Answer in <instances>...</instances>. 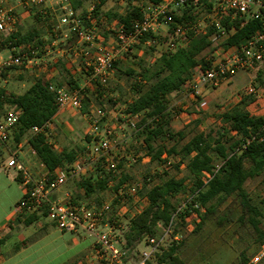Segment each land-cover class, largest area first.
<instances>
[{"label":"trees","instance_id":"trees-1","mask_svg":"<svg viewBox=\"0 0 264 264\" xmlns=\"http://www.w3.org/2000/svg\"><path fill=\"white\" fill-rule=\"evenodd\" d=\"M132 1V2H131ZM125 8L123 14L108 11L101 13V6L96 5L92 11V25L101 28L102 36L106 39L112 31L108 32L105 27L109 23L116 21L125 29L130 30L131 22L141 17V7L131 0ZM151 5H156L162 0H145ZM202 0L198 7L189 5L184 13L187 20H195L206 11L207 3ZM71 8L76 11L80 6V0H70ZM87 14L79 15L85 18ZM37 16L41 17L40 13ZM183 15H173L174 21L182 23ZM38 21V17H36ZM90 25V24H89ZM222 28L227 31L228 36L223 40L219 50L211 47V36L219 34L214 28L209 29L206 35H185L186 42L184 48L179 49L174 54H169L165 44L170 40L175 41L177 35L171 30L165 35L146 34L142 38V43L151 40V44L146 46L148 50L154 51L147 60L132 55V62L136 68H119L118 63L113 64L112 77L105 86L97 81L90 79L85 73L89 88H84L82 109L88 112L90 104L101 107L102 101L106 100L111 106H116L117 99L110 95L108 85L125 79L130 88L131 102L123 101L124 114L127 118H133V133L135 142L141 139L140 147H143L145 156L149 159L148 163L161 165L162 155L179 156L181 162H185L187 172L186 178L191 180V186L185 188L186 179L169 178L163 183L153 184L144 181V193L138 194L146 201V205L141 211L135 214L126 226V230L121 233V246L130 252L136 250L137 246L147 237L158 235V226L166 225L174 212L175 203L172 198L180 192H190L191 200L184 211L185 217L198 219L195 230L201 228L206 218L215 213L217 208L227 199L235 196L241 210L240 220L248 217V224L253 230L255 243L258 246L264 244V188L259 199V204H253L244 185L248 179L259 176L264 171V117H254L249 115L241 107H234L216 116L218 128L216 131L210 130L208 133H195L184 144L178 148L177 144L166 149L163 145H156L158 140L172 139L175 134L171 130L172 113L168 105V96L178 92L182 85L190 78L192 70L196 66L207 67L213 54L217 51H226L229 47L241 45L261 31V23L256 20H249L243 26L239 21L228 23L222 22ZM43 29H34L22 33L20 29L8 34L2 42L6 49H13L12 53H26L29 58H41L44 52ZM53 40L55 33H50ZM60 34V33H58ZM55 35V36H54ZM55 40V39H54ZM75 44L77 38L75 34L69 33V39ZM206 55H203L207 51ZM150 54V53H149ZM155 56L151 62L148 59ZM24 65L11 67L18 68ZM60 69V77L53 78L43 73L33 77L29 87L19 95L7 93L0 88V121L5 113L10 109L21 111L20 117L12 131V141L14 144L27 140L35 149L37 157L45 165L48 171H53L60 166H69L73 163L82 147H72L62 151L52 149L48 140L43 135L32 136L30 130L36 126H42L46 121L51 120L57 111L54 94L48 90L51 85L63 86L69 89H79V80L74 79L60 62L57 66ZM184 132L178 131V140L184 139ZM89 141L85 138L84 144ZM179 141V142H180ZM220 159L221 165L215 172L214 158L212 154ZM126 159L121 157L116 160V170L114 173L104 170V161L97 163L89 177L80 178L77 185L82 188V192L73 196L76 204L84 203L86 207L100 205L105 200H101V194L108 190L115 193L119 187L130 179V174L124 169ZM147 172V171H146ZM145 174V173H144ZM204 174H208L210 179L204 183L201 179ZM145 178V175H144ZM197 205V208L194 207ZM199 208L204 210L200 212ZM184 216H181L184 219ZM40 218L42 215H31L24 221L15 219V222L28 226ZM185 224L186 220H182ZM182 224V225H183ZM178 243L170 244L167 249H162L155 254L154 259L146 264H183L177 256ZM240 263L245 264L248 259L244 254H240ZM264 261V259L262 260ZM261 261V263H262ZM260 263V264H261Z\"/></svg>","mask_w":264,"mask_h":264},{"label":"built area","instance_id":"built-area-1","mask_svg":"<svg viewBox=\"0 0 264 264\" xmlns=\"http://www.w3.org/2000/svg\"><path fill=\"white\" fill-rule=\"evenodd\" d=\"M9 1L25 11H31L43 9L49 0H2L1 4L4 5L0 6V35L12 33L17 24L15 15L7 6ZM204 2L208 5L205 11L208 20L206 26L219 31V36L224 37L228 34L222 28V22L225 20L228 23L237 20L240 26L249 20H256L261 23V31L241 45L229 47L226 51L215 52L207 67L196 66L192 70L190 78L178 91L180 95L187 94L192 98H201L203 89L217 88L236 74L253 73L264 64V0H205ZM59 3L62 15L56 24L50 22L51 31L58 34L60 28L65 27L67 33L76 35L74 49L76 55L82 59L83 71L89 74L90 79L97 81L102 86H105L112 77L113 64L121 62L122 59H124L122 62L126 61L125 57L136 53L137 47L149 46L152 41L146 40L142 43V38L148 33L159 34L160 26H168L171 32L179 37L196 35L206 27L201 20L177 23L173 18V15L179 16L180 10H185L189 5L198 7L202 4V0H162L142 11L141 17L131 22L130 30L125 29L122 25L114 26L110 30L113 42L105 46L92 25L91 13L96 4H93L86 12L85 18H82L73 11L67 0ZM59 3H55V5ZM2 42L3 39H0V46H2ZM167 47L169 52L174 53L179 45L170 40ZM32 59L26 53H12L6 58L0 56V69L20 65L27 68ZM84 88L85 86H80L79 89H69L57 85L49 86L48 90L54 94L57 112L65 108L81 111ZM243 93L256 95V89L253 85H248ZM20 114V110L10 109L0 121V151L8 154L4 167L15 173L23 187L21 199L13 206L15 219L24 221L31 215L40 216L45 213V219L49 220L59 232L83 233L91 237L94 242L86 261L87 264H146L154 259L156 253L164 249L163 243L166 238H170L172 242L175 241L174 243L182 238L180 234L175 233V230L178 225L183 224L182 220H187L183 214L191 196H186L184 201L175 204L174 212L168 223L163 226V233L144 239L143 242L148 250L130 252L127 248L118 245L116 234L107 217L114 210L113 203L104 201L98 206L86 207L84 203H74L71 193L61 191V188L69 181L89 177L93 167L102 161L105 163L103 168L106 172H115L118 154L112 148L114 132L110 129H103L101 132L99 127L98 119L105 117L104 111L98 109L94 113L84 114L90 125L86 134L89 141L83 145L71 165L57 167L51 172L38 159L35 149L27 140L13 143L12 131ZM53 118L42 126L33 127L30 134L49 138L53 130ZM120 140V143H126L122 132H120ZM161 167V172L169 173V162L162 163ZM219 167L220 165L216 167L215 172ZM204 175L210 179L208 174ZM205 181L204 183H206ZM152 183L157 184L155 179ZM141 188L142 183L135 180L121 185L115 198L117 207H119L115 213L116 217H119L120 212L126 208L130 198H137V193ZM174 197L177 198L178 195ZM138 198L140 197L138 196ZM141 201H145V199H141ZM194 207L197 208V205ZM199 210L201 212L202 208ZM181 216H184V219ZM263 259L264 244L246 264H260Z\"/></svg>","mask_w":264,"mask_h":264},{"label":"rangeland","instance_id":"rangeland-1","mask_svg":"<svg viewBox=\"0 0 264 264\" xmlns=\"http://www.w3.org/2000/svg\"><path fill=\"white\" fill-rule=\"evenodd\" d=\"M2 0H0V6L4 5L1 4ZM129 1L131 0H80L81 6L75 11L76 14L79 16L81 13H86L88 9L93 5H100V2H103L101 6V13H106L108 11L112 12H122L128 6ZM63 0H49L48 3L44 6L43 9L25 11L19 6H15L12 1H9L8 7L11 8V12L15 15L17 19V24L15 26V31L20 29L22 33H26L30 31L32 28L34 29H43V43H44V52L42 55V61L47 60V63H52L53 60L56 59H63L67 56V53L70 52L69 48L73 46V40L69 39V34L67 33V29L65 27L60 28V34H56L57 38H53L51 40L50 34L47 30V25L49 22L57 23L62 15V10L60 9V3ZM70 4V0H67ZM132 2V1H131ZM55 3H59L55 5ZM134 3V2H133ZM71 5V4H70ZM37 13H40L41 17L37 16ZM186 11L184 9L180 10L179 16L181 17ZM38 17V21L36 20ZM182 17V18H183ZM184 21L182 23H190L195 22L197 20H201L203 24L206 26L208 20L206 18V13H202L198 16L195 20H187L184 17ZM96 27V26H95ZM97 28V27H96ZM207 26L198 34L196 35H206L209 32ZM111 30V29H110ZM168 26H160L158 33L163 35V33L169 32ZM97 32L101 33V28L96 29ZM108 31V30H107ZM8 34L0 35V39H6ZM228 36V34H227ZM221 37L219 35L212 34L211 36V47L217 48L219 50L220 45L222 44L223 40L227 37ZM55 39V40H54ZM54 41V43H52ZM113 42V36L109 33L108 37L105 39V46H108ZM176 43L179 45V49L185 47L186 42L183 36L177 37ZM167 44L165 47L169 54H174L168 51ZM11 49H6L4 46H0V53L2 57H7L12 54ZM209 50L205 51L203 55H206ZM59 52V53H58ZM135 52V51H134ZM150 53V54H149ZM154 51L148 50L146 46L141 49V52L136 51L137 61L139 58H143L147 60L149 56H152ZM70 54V53H69ZM140 54V55H139ZM60 55L62 57L60 58ZM126 61L118 63V67L123 70L127 66H133L134 59L132 55H128ZM155 56L148 59L147 63L151 62ZM32 62L27 65V68L24 66L12 69H0V88L5 89L7 93H12L15 95L22 94L30 85L33 76L31 75L37 69L41 68V62L38 58L35 62ZM46 63V62H45ZM60 63V62H59ZM47 64V65H48ZM46 65V64H44ZM58 66V63H56ZM264 64L259 66V69L263 68ZM134 68L136 66L134 65ZM255 70L253 73H256ZM37 73V72H35ZM264 76V74H263ZM80 81L79 85L84 86L87 84L86 76L81 74L80 77H77ZM117 86L114 85V82L109 83L108 89L110 90V95L113 99H117V105L111 106L106 100L102 101L103 105L98 107L95 105L96 111L101 109L105 112V117L98 119L100 125V130L103 132V129H110L114 132L112 136V148L117 153L121 149L120 153H123V157L126 159L125 170L127 173L130 174L129 180H136L142 183V188L139 190L138 194L144 193V181H147V178L150 180L155 179L156 183H163L169 178L175 179H186L184 189L189 188L191 186V180L186 178L187 172L184 167L185 162H179V156H170L167 154H163L161 159L163 160L162 163H170V170L169 173L165 171L161 172V165H157L155 163H148L149 160L144 153L143 147H140L138 143L135 142V135L133 133V125L134 122H130L127 120V116L124 114V105L123 101L128 100L130 95V88L129 84L125 79H122L117 82ZM240 85V86H239ZM239 85L232 84V86H227L226 91L224 92V98H221L218 95H210L208 94L207 97L204 96L194 100L195 105L190 103L189 106L186 108H175L176 106L172 107L173 110V121H171V130L175 134V137L172 139H164L158 140L156 145H163L166 149L172 147V145L177 144L178 148L182 144H184L190 137L194 135V133L203 131L204 133L213 130L216 131L218 128V121L216 119V115L222 112L226 108V99H228L234 92L239 90V87L242 86V83ZM258 86V85H257ZM259 87V86H258ZM238 94V93H237ZM220 95L221 92H220ZM240 95V93H239ZM176 101V100H175ZM174 101V102H175ZM170 102V106L174 103ZM201 115V124L199 127L196 125L194 126L190 120V114L196 113ZM202 117V118H201ZM135 121V120H134ZM188 121H191L188 123ZM183 131L184 139L178 140V136L176 133L178 131ZM120 132L124 134L126 144L120 143ZM79 139V136L76 137ZM79 141V140H78ZM180 141V142H179ZM81 142H84V140ZM84 145V144H83ZM81 144L75 145L74 147H83ZM214 158V165L215 169L217 166L221 165L220 159L215 156V153L212 154ZM8 158L7 152H2L0 155V173L6 176V172L1 169L2 162H5ZM161 163V164H162ZM147 171V172H146ZM12 171L8 172V176ZM145 173V174H144ZM145 175V178H144ZM203 182L208 180L207 176L203 175L202 179ZM205 181V182H206ZM264 188V171L257 177L248 179L244 185V190L247 192L250 200L253 204H259V199L261 197L262 191ZM109 191V192H108ZM111 190L108 189L106 192L101 194V200H108L113 201L114 195L111 194ZM178 197L172 198V201L175 204H178L185 199L186 196H190V192L184 191L177 194ZM143 199L141 196L139 201ZM11 200L9 198L7 202ZM7 203L1 202L0 209L2 210L3 206ZM141 209L144 208V204L141 205ZM114 210L112 213L108 214L107 217L110 220V225L112 226L113 231L116 234L117 243L121 245L120 240L121 233L126 230V226L128 224V215L133 211V207H139L138 202L135 203L131 201L127 204L126 208H124L120 212V216H114L115 213L118 211L117 206H113ZM127 209V210H125ZM129 210V211H128ZM130 212V213H129ZM204 210L202 209L201 213ZM241 210L238 205V201L235 196L227 199L222 205L217 208V211L211 215H209L200 229L195 230V225L198 219L187 217L185 224L178 225L176 227L175 233H178L182 236L179 241H176L175 245H178L177 256L179 260L182 261L183 264H239L240 261V254L243 253L245 258L251 260L261 249V246H258L255 243V236L253 230L251 229L250 225L248 224V217H245L243 220H240L241 217ZM127 218V219H126ZM264 223V210H263V219ZM42 223L46 224V233L41 234L39 233L36 224L28 226L24 228L20 232V236L22 238H26L27 243L31 246L30 248L23 254H19L13 256L12 253L5 252L6 258L4 263H72L80 258H82L85 252H88L92 239L89 238L86 234H80L82 237H79L77 234L72 236L77 244L71 243L68 239L70 236H66L67 238L60 239L57 235H59L58 230L49 222V220L42 218ZM158 235L164 232V228L162 225L158 226ZM41 235V237H40ZM175 242V241H174ZM170 238H166L164 244V249L174 243ZM148 250V247L142 243L140 247H138V251H145ZM247 261V262H248ZM246 262V263H247ZM245 263V264H246ZM261 264H264L262 261Z\"/></svg>","mask_w":264,"mask_h":264},{"label":"crops","instance_id":"crops-1","mask_svg":"<svg viewBox=\"0 0 264 264\" xmlns=\"http://www.w3.org/2000/svg\"><path fill=\"white\" fill-rule=\"evenodd\" d=\"M134 4L135 5L137 4L139 7H141V13H142V11L146 10L151 5L150 3L146 2L145 0H140L139 2H136V3L134 2L133 5ZM117 13L123 14L124 11L117 12ZM116 25H119L116 21H114L113 23H109L105 27V30L106 31L108 30V32H110V29H112ZM46 27H47L48 32L50 31V33H53L50 29V22L48 23V25ZM95 29H97V28L95 27ZM98 34L101 37L102 44L105 45L104 37L102 36L101 33L98 32ZM165 34L166 33H163V35H165ZM52 43H54V41ZM144 46L145 45H141V46L137 47V51L141 52V49ZM74 48H75V44L73 46H71V48H69L70 52L67 53L65 60L58 58L56 60H53V62L49 63V64L47 63V60L46 61L43 60L44 63H41V65L43 64L41 66V68L34 71V73H32L31 75L33 77H37L40 74L46 73L50 77H53V78L58 77L59 78L61 76L60 75V69L56 65V63H58V65H59V62L63 63L64 69L66 71H68L74 79H77V77H80L81 74L84 75L83 67H82V59L76 55ZM132 55L136 56L135 53ZM0 56H1V53H0ZM61 57H62V55H60V58ZM2 58H6V57H2ZM42 58L43 57L38 58V59L41 62H43L41 60ZM36 61H37V58H34L33 62H35V64H36ZM44 64H46V65H44ZM127 67L134 68V64H133V66H127ZM35 72H37V73H35ZM263 74H264V66H263V68L257 70L256 73H242V72L238 73L233 78H231L227 82L221 84L217 88L207 87L206 89H203L202 90V97L203 98H204V96L207 97L208 94H210L211 96L212 95H218L225 100L224 92L226 91V87L232 86V84H235V83L237 85H239V83L240 84L242 83V86L239 87V90L234 92L228 99H226L227 100L226 101V108L222 112L218 113L217 115H219V114H221L227 110H230L234 107H241V108H243L244 111H246L251 116L264 117V76H263ZM60 79L61 78H59V80ZM248 85H253L255 87L256 95H245L243 93L245 87ZM84 86L86 88L90 87L89 84H88V86H87V84ZM220 92L222 95H220ZM239 93H240V95H239ZM196 99H199V98H192L191 96H189L187 94L186 95H180L178 92H174V93L170 94L168 96V105H169L170 113H172V115H173V110L175 108H183V106L187 108L190 103L195 105L194 100H196ZM127 101L131 102V98L129 97V99ZM170 102H174V103L170 106ZM174 106H176V107L173 110H171L172 107H174ZM95 111H96V108L94 107V105L90 104V106L88 107L87 113H94ZM84 114H85L84 112L77 111V110L72 109V108H65V109L60 110L58 112L56 111V114L54 115V118H53V130H52L49 138H46L48 140V143L51 145L52 149L59 152V151H62L64 149L72 148L78 144H81V146L84 144V142H81V140L83 141V140H85V138H87L86 134L88 133L89 127H90L89 122H88V120ZM200 116L201 115L198 114V111L196 113L190 114V120L192 122H194L193 123L194 126L198 125L197 127H199V125L202 123ZM127 120L130 122L131 121L134 122L133 118H127ZM171 121H173V117H172ZM191 121H188V123ZM131 126L133 127V125H131ZM200 132L204 133L203 131H200ZM208 132H206V133H208ZM197 133H199V132H197ZM77 136H79V139L76 138ZM140 144H141V139H139V141H138V145H140ZM123 149H124V147H123ZM123 149H121V150L123 151ZM120 151L117 152V154H118L117 155L118 158H116L117 160H119L121 157H123L124 152L120 153ZM2 152L3 151H0V155L2 154ZM170 156H175V155H170ZM178 160L180 162V158ZM5 162H2L1 169L3 171H5L7 174H6V176L2 175L3 177H1V173H0V206H1V202L7 203L5 206H3L2 210L0 209V264H87L86 261L90 255V253H91V247H92V244L94 242V240L91 237H89L92 239V242H91L89 249L87 250L88 252H85V254L82 258H80L79 260L72 262V263H33V261H32V263H4L5 258H6L5 252L12 253L13 256H16V255H19V254L21 255V254L25 253L30 248L31 245L29 243H27V241L29 242L31 240L30 239L27 240L26 238H22V236L19 235L20 232L24 228L36 224L39 233L45 234L46 233V226H47L46 224L41 222L42 218L38 219L37 221L33 222L32 224H30L28 226H23V224H19V223L15 222L14 213H13V206L21 199L22 194H23V187L20 184V181L14 172H12L10 174L11 177L8 176L9 170L5 169V167H4ZM78 180L79 179H73V180L69 181L66 185H64L61 188V191L69 192L73 196L78 194V193H81L82 188H80V186L77 185ZM129 181H132V180H128V181L124 182L123 184H125ZM157 184H159V183H157ZM108 187H109L108 189H111L110 184L108 185ZM117 191L115 192L116 194H117ZM115 193L111 192L112 195H114ZM116 194L114 195V198L117 197ZM9 198H11V200H9L7 202V200ZM111 200L110 201L105 200V201L111 202V203H113V205L117 206L116 200L115 199L113 201H111ZM134 200H135V203L138 202L139 207H137V208L133 207V211H131V213L129 212L130 214L127 216L128 220H130L135 214H137L141 211V207H142L141 205L142 204H144V206L146 205V201H141V200L139 201V199H137L136 197L130 198L129 202L134 201ZM118 209H119V207H118ZM125 210H127V209H125ZM114 216H116V215H114ZM57 232H59V231H57ZM80 234H83V233H80ZM57 236L60 239L67 238L66 236H70V239H68V240L73 244L74 243L77 244L76 240L72 237V236H74V234L59 232V235H57ZM78 236L82 237L81 235H78ZM40 237H41V235H40ZM142 243H144V242H141L137 246L135 251L138 250V247H140ZM95 264H97V263H95Z\"/></svg>","mask_w":264,"mask_h":264}]
</instances>
